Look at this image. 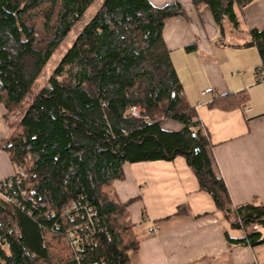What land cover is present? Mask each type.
<instances>
[{
  "label": "trees",
  "instance_id": "trees-1",
  "mask_svg": "<svg viewBox=\"0 0 264 264\" xmlns=\"http://www.w3.org/2000/svg\"><path fill=\"white\" fill-rule=\"evenodd\" d=\"M97 0H0V103L9 123L32 94L50 58ZM254 0H194L239 25L236 8ZM179 1L102 0L75 33L54 72L24 109L2 147L16 166L0 181V264H131L139 247L128 203L106 192L123 165L184 156L231 225L247 232L237 243H264V203L234 206L208 153L209 134L185 97L163 29L184 16ZM264 70V28L251 30ZM188 50L195 49L194 45ZM226 108L247 97L223 96ZM140 106L133 116L131 106ZM163 119L183 125L163 129ZM18 167H22L23 174ZM8 198V199H7ZM91 222L70 217L74 202ZM84 242L75 246L76 226ZM229 241L235 242L231 238Z\"/></svg>",
  "mask_w": 264,
  "mask_h": 264
},
{
  "label": "crops",
  "instance_id": "crops-1",
  "mask_svg": "<svg viewBox=\"0 0 264 264\" xmlns=\"http://www.w3.org/2000/svg\"><path fill=\"white\" fill-rule=\"evenodd\" d=\"M156 6L179 1L184 16L166 21L163 36L188 102L209 134L208 153L225 182L234 206L264 203V80L262 60L248 45L253 28H264V0L236 8L237 27L225 18L223 30L210 7L194 0H150ZM194 45L195 49L187 47ZM211 91L202 95V91ZM247 97L244 106L224 107L223 96ZM0 103V181L16 166L2 147L11 127ZM165 130L183 125L163 119ZM111 198L128 203L139 247L128 252L131 264H264V243H237L247 232L235 228L212 195L200 187L184 156L123 165V177L106 187ZM156 232H150V228ZM256 230L264 236V226ZM228 238L235 240L229 241Z\"/></svg>",
  "mask_w": 264,
  "mask_h": 264
},
{
  "label": "rangeland",
  "instance_id": "rangeland-1",
  "mask_svg": "<svg viewBox=\"0 0 264 264\" xmlns=\"http://www.w3.org/2000/svg\"><path fill=\"white\" fill-rule=\"evenodd\" d=\"M102 0H97L95 3H93L89 9L87 10L85 17L81 22L77 25L75 30L71 33L69 37L65 39V41L62 43V45L59 47V49L53 54V56L50 58L48 64L45 66L42 74L39 76V78L36 80L32 94H29L28 98L26 99L25 103L15 113V115H12V117L9 119L10 127H11V132L16 128L17 123L22 117L24 113V109L31 103L34 95L48 83V79L51 76V74L54 72L55 67L57 66L58 62L64 55V53L67 51V49L71 46L75 39V33L77 30L81 29V27L86 23L98 10L100 7ZM8 199V198H7Z\"/></svg>",
  "mask_w": 264,
  "mask_h": 264
},
{
  "label": "built area",
  "instance_id": "built-area-1",
  "mask_svg": "<svg viewBox=\"0 0 264 264\" xmlns=\"http://www.w3.org/2000/svg\"><path fill=\"white\" fill-rule=\"evenodd\" d=\"M257 78L259 81H263L264 80V70H258L257 71ZM211 91V88H208L204 91H202V95L207 94ZM250 110V108L248 106H244V111L245 113H247ZM142 111V108L140 106H131L130 108V112L133 116H140V113ZM19 172H21V174H23V170L22 167H18ZM65 214H67L70 217H76V218H84V216L86 215L87 219L91 222V219L94 215V212H92V210L90 208H86L84 210H82L79 206V203L74 201L66 210H65ZM82 227L76 226L75 227V232H73L71 234V238H72V243L75 246H78L79 244H81L82 242H84V238L83 236L80 234ZM80 232H79V231ZM156 228H150V232H156ZM104 264V262H103Z\"/></svg>",
  "mask_w": 264,
  "mask_h": 264
}]
</instances>
